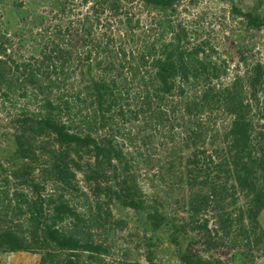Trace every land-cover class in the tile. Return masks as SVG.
<instances>
[{"label":"trees","instance_id":"obj_1","mask_svg":"<svg viewBox=\"0 0 264 264\" xmlns=\"http://www.w3.org/2000/svg\"><path fill=\"white\" fill-rule=\"evenodd\" d=\"M126 1L80 0L84 14L69 11L67 19L45 27L43 20V32L31 33L32 44L40 38L36 56L21 57L0 30V110L21 133L11 136L21 159L35 156L34 145L49 157L38 179L26 164L19 166L22 178L0 174L1 252L40 254L38 264H83L72 255L87 254L103 264L111 232L120 224L110 222L108 203L117 197L126 207L142 208L136 171L156 153L163 157L152 170L165 172L168 181L174 177L172 188H188V203L182 201L190 222L175 232L201 229L194 218L222 207H232L229 214L237 213L247 231L259 228L264 68L253 66L247 84L238 74L225 83V60L183 23L172 25L169 15L177 0H142L170 14L145 30L151 34L140 32L137 41L134 29L143 26L133 20L125 36L115 37L123 22L110 16ZM234 11L250 27L264 24V16ZM36 16L34 21H41ZM74 171L84 174L92 198L72 182ZM12 182L21 187L10 188ZM148 220L158 229L165 218L154 210ZM146 260L157 264L152 252ZM180 261L205 264L187 254Z\"/></svg>","mask_w":264,"mask_h":264},{"label":"rangeland","instance_id":"obj_2","mask_svg":"<svg viewBox=\"0 0 264 264\" xmlns=\"http://www.w3.org/2000/svg\"><path fill=\"white\" fill-rule=\"evenodd\" d=\"M79 1L0 0V30L6 33L12 41L13 49L19 52L21 57L36 56L40 38H37L32 44L31 33L34 32L38 35L43 32V27L47 26L49 22L53 23L62 17L67 19L69 11L73 14L76 9L80 11L83 9L81 14H84L86 8L82 7ZM173 8L174 14H164L156 7L145 6L142 0H127L122 3L116 17L110 16L114 22H118L117 20L123 22V24H117L120 30L114 29L113 34L115 37L125 36L128 21H138L143 27L133 28L134 32H137L134 39L137 41L142 38V35L144 36L146 33L149 35L153 32L145 30H149L148 28L153 24L156 25V20L162 19L166 15L168 17L170 14L172 25L183 23L194 37L203 38L208 42L210 46L208 48H213L217 54L214 56L225 60L229 66L225 83L233 75L238 74L243 80L242 82L247 84L253 66L260 64L264 68V24L257 28L250 27L234 11L236 9L241 13H250L262 19L264 0H177L173 4ZM33 15L41 17V21L37 18V21H34ZM165 39L169 40L170 35L165 36ZM130 46L132 47L133 44ZM245 93L248 94L247 88H245ZM5 120L4 114L0 110V166L3 169L0 170L1 177L4 173L2 171H6L10 176L12 174V176L22 178L19 166L26 164L34 172L32 174L34 179H38L40 169L46 166L49 157L42 156L41 150L39 151L34 145L32 150L36 151L35 156H30L28 161L21 159L14 143L15 139L13 141L11 137L15 134L16 137H20L21 133L15 130L14 125H10ZM257 120L259 119L256 117L254 122L256 126L259 125ZM157 150L152 148L151 152L155 153ZM152 156L154 157L147 162L148 164L141 162L139 170L136 171L138 175L136 183L139 191H142V195L140 194L137 199L139 198L142 202V208L126 207L117 197H113L112 201L108 203V209L113 217L110 222L113 225L115 222H120V224L115 225L114 231L111 232L108 241L111 249L110 253L103 257V264H147V251L152 252L154 262L157 264H183L180 261V256L183 254L205 264H264V210L258 217L259 228L255 229L257 231L254 233L247 231L246 224L238 221L237 213L229 214L232 207H222V210L218 211L209 209L208 212H202L197 218H194L196 227L200 226L201 229L187 227L184 231L176 230L175 232L176 226L178 228L190 222L189 211H187V207H184L182 201V198H185L186 204L188 203V188L183 185H179L182 186L181 189L174 186L172 188L174 177L171 179L173 182L168 181V175H165V172L159 175L156 170H152L155 169L162 155L156 153ZM85 160L86 163L91 162L90 158ZM74 172L76 177L72 182L92 198L84 182V174L79 171ZM111 182L109 186L115 188L114 181ZM15 186L13 182L10 183L12 189L21 187ZM46 186V193H49L52 187L50 183H47ZM183 187L185 189L182 190ZM100 201L104 204L106 199L101 196ZM226 203L228 202L226 201ZM237 206L239 205L237 204ZM154 210H157L165 218L162 226L158 229L154 228L148 220V216ZM225 218H229L228 223H217ZM256 233L258 243L254 242ZM245 236L249 237V240ZM147 238L152 240L153 244H149ZM72 256L83 264H95L96 261L93 258H87V254ZM64 257L68 256L64 254ZM39 258L40 254L36 253L0 251V264H38Z\"/></svg>","mask_w":264,"mask_h":264}]
</instances>
